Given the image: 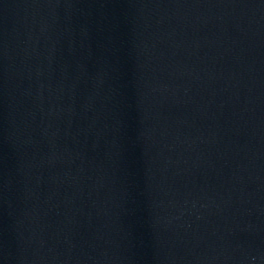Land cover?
Instances as JSON below:
<instances>
[{
    "label": "water",
    "instance_id": "obj_1",
    "mask_svg": "<svg viewBox=\"0 0 264 264\" xmlns=\"http://www.w3.org/2000/svg\"><path fill=\"white\" fill-rule=\"evenodd\" d=\"M0 264H264V0H0Z\"/></svg>",
    "mask_w": 264,
    "mask_h": 264
}]
</instances>
